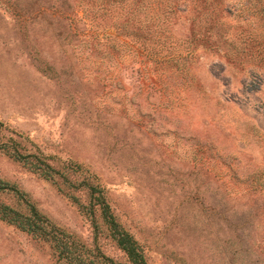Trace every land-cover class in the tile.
Listing matches in <instances>:
<instances>
[{"label":"rangeland","instance_id":"374dc122","mask_svg":"<svg viewBox=\"0 0 264 264\" xmlns=\"http://www.w3.org/2000/svg\"><path fill=\"white\" fill-rule=\"evenodd\" d=\"M11 1L0 0V142L70 167L75 186L96 185L149 264H264L262 227L240 225L238 238L236 216L222 217L216 207L219 185L237 201L264 170V88L257 78L200 45L187 68L172 53L176 65L156 72L108 18L88 21L81 43L58 49L54 26L42 17L18 19ZM17 1L33 15L43 8L42 0ZM174 29L181 40L187 24ZM96 40L106 48L96 49ZM42 62L51 63L47 72ZM0 179L93 244L90 219L57 183L2 150ZM69 193L87 203L85 189ZM1 197L15 204L13 196ZM97 244L121 259L104 231ZM0 264L54 263L48 244L0 219Z\"/></svg>","mask_w":264,"mask_h":264},{"label":"trees","instance_id":"16d2710c","mask_svg":"<svg viewBox=\"0 0 264 264\" xmlns=\"http://www.w3.org/2000/svg\"><path fill=\"white\" fill-rule=\"evenodd\" d=\"M42 6L33 15L29 5L20 11L19 2L11 1L18 19L30 24L34 17H42L47 27L54 26L58 49L81 43L80 34L88 21L100 24L98 20L108 18L119 35L145 52L156 72L176 65L179 59L170 58L172 53L178 55L187 68V57L193 56L200 45L257 78L259 86L264 88V0H42ZM180 22L186 23L187 29L186 35L178 40L174 28ZM106 45L98 40L93 42L99 51ZM50 65L42 62L39 69L47 72ZM0 150L31 172L57 183L58 189L72 198L91 221L93 244L88 245L43 215L15 184L0 179V219L48 244L54 264H149L142 245L118 222L106 195L96 185L83 180L75 186L70 167L55 166L41 154L24 152L16 143L2 141ZM261 173L237 201L224 193L227 192L224 186L218 187L221 195L218 194L216 207L222 217L236 216L233 226L238 238L242 237L240 225L257 224L262 227L260 232L264 239V170ZM71 187L85 189L86 204L69 193ZM2 194L13 196L15 204L6 202ZM100 231H104L122 254L121 259L103 252L97 244Z\"/></svg>","mask_w":264,"mask_h":264}]
</instances>
